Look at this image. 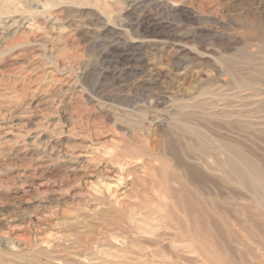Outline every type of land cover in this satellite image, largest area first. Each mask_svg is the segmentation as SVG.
Here are the masks:
<instances>
[{"label": "rangeland", "instance_id": "rangeland-1", "mask_svg": "<svg viewBox=\"0 0 264 264\" xmlns=\"http://www.w3.org/2000/svg\"><path fill=\"white\" fill-rule=\"evenodd\" d=\"M235 154L257 194L218 171ZM182 188L264 225V0H0V264H264L182 238Z\"/></svg>", "mask_w": 264, "mask_h": 264}, {"label": "bare ground", "instance_id": "bare-ground-1", "mask_svg": "<svg viewBox=\"0 0 264 264\" xmlns=\"http://www.w3.org/2000/svg\"><path fill=\"white\" fill-rule=\"evenodd\" d=\"M145 152H148L147 148H145ZM168 155L171 156L172 161H175L177 168H179L180 171L182 170V173H186V174L191 176V179L193 180V182H195L197 184H204V183L205 184H210V183L213 184V182L208 179L209 177H208L207 173L203 172L202 169H200L198 167H194V166L193 167L188 166L186 164V161L183 160L182 157L179 156L178 151H176L174 149L170 150ZM234 156L235 157L233 158V160L231 159V160H228L229 162H226V164H228L227 168H223L221 166V164L218 163V165H217V168L219 169L218 171H220L224 175L226 174L231 180H234L233 179L234 177L237 178L238 181L239 180L241 181L242 186L245 187L246 190L251 191V193L257 194V192L262 190V185H261V181L259 178L260 176H259L258 171L251 165H247L248 168H246V167L242 168L240 166V164H236V163H240V161H239L240 156L238 154H235ZM201 164H202V162H201ZM208 170H210L209 167H208ZM177 177L178 176L176 174L171 173L169 175V177H167V179L171 178V179L176 180ZM165 178H166V176H165ZM181 191L185 192L184 193V199H185V197L189 193H188V191H184V188H182ZM176 196H178V194L177 195H175L173 193L171 194L172 198H177ZM177 202L179 203V205H180V203L182 204V202L179 199L177 200ZM188 202L189 201H187L186 199H185V202L183 201L184 204H183V206H181L182 207L181 210L184 211L188 217L192 216V215L195 217V220H194L195 225H193L190 222V220L183 221L179 216H176V215L174 216V220L176 221V226H177V228H176L177 232H179L181 234L182 238L190 239L192 241H194L196 239L199 240L200 238H202V239L204 238V239H207L210 241H212L214 237H215V240H218L219 238H229V239H232L234 241H237L241 246H243L246 249L245 255L252 254V250L250 248V245L246 244V242H245L246 239L248 240L247 243L253 242V244H254L255 242H257L256 239H260V240H262V242H264V225L262 223L250 220L251 218H249L248 215H246V217H248L247 226H242L239 223L237 225L236 224L232 225L229 223H225L224 225H218V223H215L214 221L209 220V219H211L210 216H208L206 218V221H204L201 216H196L195 214H193L197 210L201 211L202 208H200V206H197V205L194 206ZM185 203H187V204H185ZM199 205H200V203H199ZM205 213H206V210H205ZM196 221L198 222V224L199 223L200 224L198 225L197 223H195ZM237 227H239V228H237ZM239 235H241L243 237V239H241ZM201 246H202V244H201ZM202 247H201V249H202ZM206 248H207V246H206ZM259 248H260V246H259ZM204 250H205V248H204ZM259 250L261 252H263V256H264V246L261 247ZM208 251H210V250H208ZM150 255H152V254H150ZM153 256H154V254H153ZM253 256L256 257V255H253ZM154 258H156V257H154ZM205 258L209 263H211V264L214 263V262L213 263L211 262L212 257L210 255L205 256ZM260 260H262V259L260 258ZM260 262L263 263V261H260Z\"/></svg>", "mask_w": 264, "mask_h": 264}]
</instances>
